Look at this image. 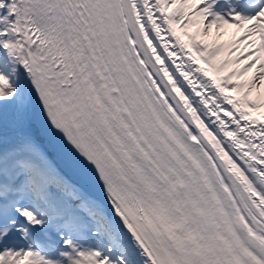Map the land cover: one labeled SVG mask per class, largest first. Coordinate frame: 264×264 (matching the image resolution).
<instances>
[{
    "label": "snow or ice",
    "instance_id": "snow-or-ice-1",
    "mask_svg": "<svg viewBox=\"0 0 264 264\" xmlns=\"http://www.w3.org/2000/svg\"><path fill=\"white\" fill-rule=\"evenodd\" d=\"M0 264H264V0H0Z\"/></svg>",
    "mask_w": 264,
    "mask_h": 264
}]
</instances>
